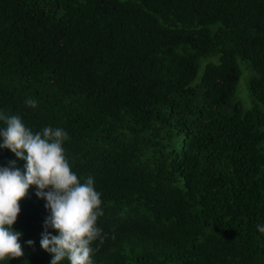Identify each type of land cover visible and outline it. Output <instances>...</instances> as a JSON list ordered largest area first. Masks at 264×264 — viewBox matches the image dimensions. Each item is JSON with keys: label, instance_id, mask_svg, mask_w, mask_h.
<instances>
[{"label": "trees", "instance_id": "trees-1", "mask_svg": "<svg viewBox=\"0 0 264 264\" xmlns=\"http://www.w3.org/2000/svg\"><path fill=\"white\" fill-rule=\"evenodd\" d=\"M12 116L65 130L93 178L92 264H264V0H0V130ZM37 190L13 225L24 255L0 264H51Z\"/></svg>", "mask_w": 264, "mask_h": 264}, {"label": "clouds", "instance_id": "clouds-1", "mask_svg": "<svg viewBox=\"0 0 264 264\" xmlns=\"http://www.w3.org/2000/svg\"><path fill=\"white\" fill-rule=\"evenodd\" d=\"M25 103L32 108L37 105L33 99ZM4 120L6 127L0 130V146L26 160V172L0 167V260L24 255L20 243L23 233L14 230L13 225L21 211V199L31 185H36V195L46 199L45 207L50 210L41 246L53 254L51 264H60L65 258L70 264H92L91 245L98 238L103 241L101 229L96 226L98 217L103 215L102 201L93 178L89 176L82 183L72 171L63 148L68 134L52 126L33 133L17 116ZM49 227L57 230L58 235L48 232ZM257 228L264 233V225Z\"/></svg>", "mask_w": 264, "mask_h": 264}, {"label": "rangeland", "instance_id": "rangeland-1", "mask_svg": "<svg viewBox=\"0 0 264 264\" xmlns=\"http://www.w3.org/2000/svg\"><path fill=\"white\" fill-rule=\"evenodd\" d=\"M240 65L242 73L236 91V98L241 102L243 107L246 108L250 107L254 102L248 88L249 76L252 71L245 61L241 60Z\"/></svg>", "mask_w": 264, "mask_h": 264}]
</instances>
